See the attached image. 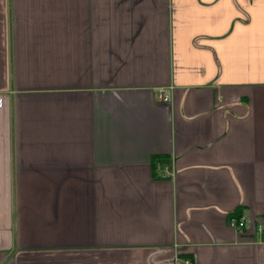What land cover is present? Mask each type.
Wrapping results in <instances>:
<instances>
[{"label":"crops","instance_id":"0c3cea01","mask_svg":"<svg viewBox=\"0 0 264 264\" xmlns=\"http://www.w3.org/2000/svg\"><path fill=\"white\" fill-rule=\"evenodd\" d=\"M0 104V264H264V0H0Z\"/></svg>","mask_w":264,"mask_h":264},{"label":"built area","instance_id":"2783aa9c","mask_svg":"<svg viewBox=\"0 0 264 264\" xmlns=\"http://www.w3.org/2000/svg\"><path fill=\"white\" fill-rule=\"evenodd\" d=\"M173 91H174L173 86H170L169 88H162L158 94L159 100L162 102H167V103L171 102L173 99ZM249 223L250 221L245 216H242V215L240 216L237 214L230 215L228 219L229 226L239 231L244 230ZM185 264H190V263L186 262Z\"/></svg>","mask_w":264,"mask_h":264},{"label":"trees","instance_id":"16d2710c","mask_svg":"<svg viewBox=\"0 0 264 264\" xmlns=\"http://www.w3.org/2000/svg\"><path fill=\"white\" fill-rule=\"evenodd\" d=\"M166 162L167 160L165 157H156L152 160V165L154 168H157L158 165H163ZM237 215H240V214H237Z\"/></svg>","mask_w":264,"mask_h":264}]
</instances>
